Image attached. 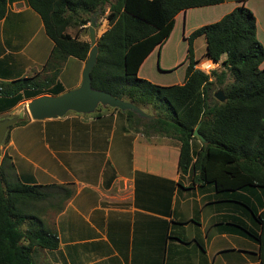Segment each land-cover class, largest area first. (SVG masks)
Returning <instances> with one entry per match:
<instances>
[{
    "label": "crops",
    "instance_id": "1",
    "mask_svg": "<svg viewBox=\"0 0 264 264\" xmlns=\"http://www.w3.org/2000/svg\"><path fill=\"white\" fill-rule=\"evenodd\" d=\"M248 1L223 0L177 12L168 37L144 57L137 76L158 85L180 84L187 35L239 4L252 12L255 37L264 51V0L250 5ZM103 8L97 14L105 15L107 7ZM104 21L103 31L108 26ZM70 30L66 31L74 34ZM83 35L77 32L79 40L88 41ZM199 38L192 40L196 60ZM51 46L38 14L26 0H6L0 18V81L39 71ZM83 65L84 60L67 56L50 87L56 90L58 86L57 91L22 96L0 109V117L13 116L16 107L35 96L75 88ZM259 67H264V57ZM174 72L177 78L171 81L166 74ZM107 107L100 106L95 114L84 117L73 111L42 120L27 117L9 129L1 146V154L10 157L20 182L69 183L73 189L46 223L57 234V247L37 249L34 264H259L257 244L228 225L238 222L256 230L249 213L233 200L246 198L255 206L259 199L255 201L245 191L219 194L210 185L193 184L188 172L179 174L176 169L175 139L153 132L144 135L143 127L127 125L123 113ZM193 145L198 146L197 140ZM36 148L41 151L39 161L46 163L39 173L27 165L33 156L38 159ZM254 191L260 198V191Z\"/></svg>",
    "mask_w": 264,
    "mask_h": 264
},
{
    "label": "trees",
    "instance_id": "2",
    "mask_svg": "<svg viewBox=\"0 0 264 264\" xmlns=\"http://www.w3.org/2000/svg\"><path fill=\"white\" fill-rule=\"evenodd\" d=\"M222 1L26 0L38 14L52 46L39 71L0 81V109L22 96L52 89L67 56L85 60L89 44L79 40L77 32H86L91 12H102L106 6L108 26L95 40L97 54L89 72L90 86L139 107L156 109L152 118L145 119L132 111L106 106L123 113L127 125L143 127L144 135L153 132L175 139L176 169L179 174L188 172L193 184L210 185L219 194L245 191L255 201L259 199L255 206L246 198L233 200L249 213L256 230L238 222L228 225L257 244L258 262L264 264V67H259L264 51L255 37L252 12L239 4L218 20L192 30L186 37V64L180 84L158 85L137 76L144 57L168 37L177 12ZM5 4L6 0H0V18ZM68 27L76 28L74 34L66 31ZM197 36H203L204 57L222 69L206 73L195 67L192 40ZM226 74L228 82H224ZM217 89L224 95L221 102L213 97ZM26 120L9 126L2 144L9 129ZM197 124L205 143L192 136ZM255 189L260 191V198ZM72 192L69 183L20 182L10 157L2 153L0 264H34L31 256L37 249H55L57 234L47 226L43 214L47 208L58 212Z\"/></svg>",
    "mask_w": 264,
    "mask_h": 264
},
{
    "label": "water",
    "instance_id": "3",
    "mask_svg": "<svg viewBox=\"0 0 264 264\" xmlns=\"http://www.w3.org/2000/svg\"><path fill=\"white\" fill-rule=\"evenodd\" d=\"M98 9L91 12L87 25V35L89 49L81 70V78L78 86L63 91L57 95L41 94L30 98L25 103V111L28 118L32 120H42L63 116L68 111L85 114L93 112L97 106H108L121 111L129 110L139 117L148 118L137 105L117 98L108 92L94 89L90 86L89 72L96 61L97 47L95 43V22ZM213 97L218 102L224 100V95L220 89L213 92ZM22 118L17 116L3 117L0 119V144L8 127L19 122ZM197 125L193 128L192 136L200 142L205 143L203 137L197 132Z\"/></svg>",
    "mask_w": 264,
    "mask_h": 264
},
{
    "label": "rangeland",
    "instance_id": "4",
    "mask_svg": "<svg viewBox=\"0 0 264 264\" xmlns=\"http://www.w3.org/2000/svg\"><path fill=\"white\" fill-rule=\"evenodd\" d=\"M110 1H112V0H110ZM227 1H231V0H227ZM256 1H258V0H249L247 3H248V5H250V4H253L254 2H256ZM259 2V1H258ZM257 2V3H258ZM230 4V3H229ZM105 10V9H104ZM97 16L98 17H96L97 19H96V22H95V33H96V38H97V36L103 31V28H105L106 27V25L105 24H102V21H103V18H104V14H97ZM104 22H106V21H104ZM87 25H88V23H87ZM74 29L75 28H71V30H70V32H73L74 31ZM83 32V36H84V38L85 39H87L88 40V35H87V31L85 32V31H82ZM200 38V40H198V42H197V45H196V49H195V55L198 57V59H197V62L195 63V64H198V62L199 61H202V60H204L205 59V57H204V54H202V52H203V50H204V40H203V37L202 36H199ZM172 60V59H171ZM159 70H163V69H160V67L158 68ZM214 69L215 70H220V69H222V67L220 66V64L219 63H216V64H214ZM177 73L178 72H174V73H169V74H166L167 76L166 77H168L169 78V80H174L175 78H177ZM230 79H229V76L226 74V77L224 78V82H228ZM148 81H150V80H148ZM152 83H154V82H152ZM155 84H157V83H155ZM159 85H163V84H159ZM165 85V84H164ZM215 88V84H213V89ZM216 91V90H215ZM98 107V106H97ZM97 107H96V109H97ZM143 108V110H145L144 112L146 113V114H148L149 113V115L150 114H156V109H154L152 106H150V105H145V106H143L142 107ZM94 110L93 112H91V113H85V114H82V116L84 117V116H87V114L90 116V115H93L95 112H97L98 111V109H99V107H98V109L97 110ZM142 110V111H143ZM68 112H70V111H68ZM12 115L13 116H18V117H21L22 119L24 118H27L28 116H27V113H26V111H25V104H23V105H19L18 107H16V109L15 110H13L12 111ZM1 118H3V117H0V119ZM38 141H40V142H43V139L41 138H38ZM3 144H2V142H1V144H0V156H1V146H2ZM36 152H37V154H38V159H35V156H33V158L32 159H30V162H27V165H28V168L31 170V169H33V171H36L37 173H39V171L41 170V168H43V166H46V163L45 162H42V161H39L40 159H41V156L39 155L40 154V152L41 151H39L37 148H36ZM109 154L112 156V154H113V152H112V148H111V150L109 151ZM49 159V158H48ZM109 164V159L107 158L106 159V165H108ZM54 213V210L53 209H51V208H47V209H45V211H44V217H46V215H47V217L45 218V221H46V223L47 222H50V220L52 219V214ZM31 258H32V262L34 263L35 261H34V255H32L31 256Z\"/></svg>",
    "mask_w": 264,
    "mask_h": 264
},
{
    "label": "built area",
    "instance_id": "5",
    "mask_svg": "<svg viewBox=\"0 0 264 264\" xmlns=\"http://www.w3.org/2000/svg\"><path fill=\"white\" fill-rule=\"evenodd\" d=\"M214 64L216 63L205 58L204 60L199 61L198 64H195V67L208 73L210 70L214 69Z\"/></svg>",
    "mask_w": 264,
    "mask_h": 264
}]
</instances>
